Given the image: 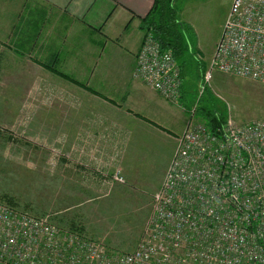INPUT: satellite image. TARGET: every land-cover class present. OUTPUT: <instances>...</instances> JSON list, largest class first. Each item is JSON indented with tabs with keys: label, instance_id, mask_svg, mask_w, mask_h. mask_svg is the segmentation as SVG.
Instances as JSON below:
<instances>
[{
	"label": "rangeland",
	"instance_id": "374dc122",
	"mask_svg": "<svg viewBox=\"0 0 264 264\" xmlns=\"http://www.w3.org/2000/svg\"><path fill=\"white\" fill-rule=\"evenodd\" d=\"M231 1L174 0L194 58L206 70ZM6 41L0 39V200L48 215L108 251L136 246L202 86L234 121L264 119L259 82L213 71L204 84L195 69L184 77L178 102L159 95L150 106L145 97L139 103L116 96L117 104L107 90L92 94L40 66H18V50ZM57 67L96 88L84 66Z\"/></svg>",
	"mask_w": 264,
	"mask_h": 264
},
{
	"label": "built area",
	"instance_id": "2783aa9c",
	"mask_svg": "<svg viewBox=\"0 0 264 264\" xmlns=\"http://www.w3.org/2000/svg\"><path fill=\"white\" fill-rule=\"evenodd\" d=\"M207 68L204 84L213 71L264 84V0L231 1ZM133 76L169 101L182 98L179 67L149 32ZM0 264H264V119L227 117L212 131L189 108L128 252L0 200Z\"/></svg>",
	"mask_w": 264,
	"mask_h": 264
},
{
	"label": "crops",
	"instance_id": "0c3cea01",
	"mask_svg": "<svg viewBox=\"0 0 264 264\" xmlns=\"http://www.w3.org/2000/svg\"><path fill=\"white\" fill-rule=\"evenodd\" d=\"M153 3L154 0H0V39L6 44V40L13 39L18 44V66L41 67L45 62L62 67L84 66L94 75L96 88H91L102 94L107 90L109 102H115L118 96L122 101L126 98L141 103L145 97L152 106L159 94L135 80L132 68L145 34L141 19ZM184 127L185 124L181 132Z\"/></svg>",
	"mask_w": 264,
	"mask_h": 264
},
{
	"label": "trees",
	"instance_id": "16d2710c",
	"mask_svg": "<svg viewBox=\"0 0 264 264\" xmlns=\"http://www.w3.org/2000/svg\"><path fill=\"white\" fill-rule=\"evenodd\" d=\"M140 27L145 32H149L162 49L171 52L180 70L182 98H184V77L192 76L194 73L193 70L197 69L203 78L206 65L199 59L194 58V53L190 49L189 35L187 33L189 27L179 21L174 0H154L148 14L141 19ZM11 44L18 50V44L13 39ZM41 67L51 73L57 74L76 86L88 90L92 94H96L95 90L86 83L78 81L68 72L58 70V67L53 64L47 65L45 62L42 63ZM204 91L205 89L197 100V116L210 130L216 131L225 122L227 116L223 110L217 108L215 100L208 91V96H204Z\"/></svg>",
	"mask_w": 264,
	"mask_h": 264
}]
</instances>
